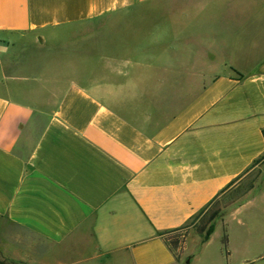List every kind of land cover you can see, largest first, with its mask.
Masks as SVG:
<instances>
[{"label": "crops", "instance_id": "obj_1", "mask_svg": "<svg viewBox=\"0 0 264 264\" xmlns=\"http://www.w3.org/2000/svg\"><path fill=\"white\" fill-rule=\"evenodd\" d=\"M159 1L0 0V264H193L197 220L264 182L238 196L264 159V0H216L196 46L148 28Z\"/></svg>", "mask_w": 264, "mask_h": 264}, {"label": "rangeland", "instance_id": "obj_2", "mask_svg": "<svg viewBox=\"0 0 264 264\" xmlns=\"http://www.w3.org/2000/svg\"><path fill=\"white\" fill-rule=\"evenodd\" d=\"M155 6H158L153 10L156 18L148 28L162 33L170 31L164 36L165 43H172L174 36L175 44L196 46L199 43V29L213 27L219 14H215L216 10L221 13L219 15L224 23L231 15V10L224 8L228 4H218L216 0H160ZM261 161L251 173L253 179L237 188L239 197L254 181L258 182L260 176L264 177V159ZM240 200L220 211L212 222L213 233L200 249L201 236L191 231L188 248L196 254L193 264H240L246 260H257L264 254V182L261 184L260 181L254 190ZM205 217L201 216L196 226ZM225 235L228 237L227 243ZM228 252L232 253L230 258Z\"/></svg>", "mask_w": 264, "mask_h": 264}, {"label": "trees", "instance_id": "obj_3", "mask_svg": "<svg viewBox=\"0 0 264 264\" xmlns=\"http://www.w3.org/2000/svg\"><path fill=\"white\" fill-rule=\"evenodd\" d=\"M259 160H257L254 164H256ZM220 209L219 208H213L209 209L205 212L204 215L206 217L204 220L196 227L197 231L205 236L206 239L209 238V236L213 233L214 230V224L212 221L219 215ZM167 244L172 249V251L176 254L179 250L181 243V239L178 235H172L165 238ZM225 243L228 242V237L225 235L224 237ZM230 252H228L229 254Z\"/></svg>", "mask_w": 264, "mask_h": 264}, {"label": "built area", "instance_id": "obj_4", "mask_svg": "<svg viewBox=\"0 0 264 264\" xmlns=\"http://www.w3.org/2000/svg\"><path fill=\"white\" fill-rule=\"evenodd\" d=\"M181 234H182V237H183L184 236V233L182 232Z\"/></svg>", "mask_w": 264, "mask_h": 264}]
</instances>
